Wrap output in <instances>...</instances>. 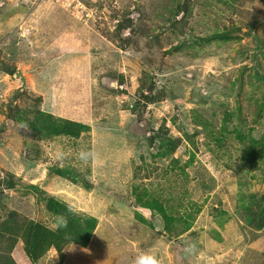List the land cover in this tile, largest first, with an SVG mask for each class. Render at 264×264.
<instances>
[{
    "label": "rangeland",
    "instance_id": "374dc122",
    "mask_svg": "<svg viewBox=\"0 0 264 264\" xmlns=\"http://www.w3.org/2000/svg\"><path fill=\"white\" fill-rule=\"evenodd\" d=\"M0 65L16 70L0 72V219L55 229L46 196L97 221L87 247L36 264H264V225L240 209L264 196L263 161L243 159L264 141V0H0ZM34 111L86 131L35 137ZM150 199L188 231L165 233ZM23 246L14 264H31Z\"/></svg>",
    "mask_w": 264,
    "mask_h": 264
},
{
    "label": "trees",
    "instance_id": "16d2710c",
    "mask_svg": "<svg viewBox=\"0 0 264 264\" xmlns=\"http://www.w3.org/2000/svg\"><path fill=\"white\" fill-rule=\"evenodd\" d=\"M122 21H124V19ZM118 29H122V24L118 25ZM230 36L231 32L225 30L224 32L216 33L212 37L206 38L201 42H211L216 40L228 41L231 40ZM0 72L8 76H14L16 70L0 65ZM7 109L13 119L14 115L11 113L13 110L11 105H8ZM14 110L16 117H21L20 114H25L23 111L20 113V110L18 111L17 108H14ZM29 119L28 123L25 120L24 121L28 128L35 132V137H77L83 131H86V127L82 124L70 120L55 119L53 116L41 111H34ZM167 143H169V149L163 154V156L170 155L175 150L174 145L178 146L180 142L170 137L167 140ZM248 143H251V145L244 150L243 159L248 164L251 162L263 161L264 165L263 139L260 141H250ZM177 165H180L179 161L177 159H171L170 169L177 168L180 171L179 174L184 176V170L188 167L189 163H184L182 167H177ZM54 174L62 177H68L71 174H74L75 178L81 177L76 174L73 168L68 170L55 169ZM11 178H13L12 175L6 174V179L4 181L6 189L13 188L15 185ZM27 188L30 189L31 192L40 193L37 186L28 185ZM258 196L259 195L248 198L251 200L240 207L245 216L246 227L255 229L256 231L261 230L264 225V196H262L261 199L259 198V200H256L255 198ZM243 199L244 198H241V200ZM43 200L46 211L55 220V229L20 218L14 211L8 212L5 217L0 219V264H14L11 258V253L18 241L23 242L24 250L31 264H36L41 256L48 251H54L61 255L64 248L70 244H74L80 248L87 247L96 228V219L76 213L71 210L67 204L57 202L52 198L45 196ZM139 205L147 207V209H150L153 212L161 213L163 219L167 220L165 211L155 199H150L149 204L139 201ZM188 218L190 219V216H188L187 219L185 218L186 221L181 217H177L170 221L167 220L168 222L166 221L163 227L164 232L169 236L175 234V237L186 233L190 227Z\"/></svg>",
    "mask_w": 264,
    "mask_h": 264
},
{
    "label": "clouds",
    "instance_id": "9594fccd",
    "mask_svg": "<svg viewBox=\"0 0 264 264\" xmlns=\"http://www.w3.org/2000/svg\"><path fill=\"white\" fill-rule=\"evenodd\" d=\"M87 158H88L87 153H81V159L87 160ZM135 264H160V262L157 257L142 253L136 258Z\"/></svg>",
    "mask_w": 264,
    "mask_h": 264
}]
</instances>
